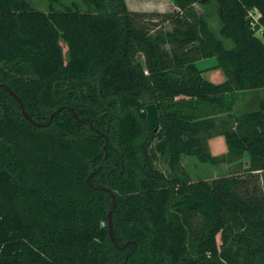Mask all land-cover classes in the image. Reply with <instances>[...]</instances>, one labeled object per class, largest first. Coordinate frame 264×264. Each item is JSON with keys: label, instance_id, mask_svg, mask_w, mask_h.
I'll return each mask as SVG.
<instances>
[{"label": "trees", "instance_id": "obj_1", "mask_svg": "<svg viewBox=\"0 0 264 264\" xmlns=\"http://www.w3.org/2000/svg\"><path fill=\"white\" fill-rule=\"evenodd\" d=\"M172 1L0 0V264H264V99L235 106L237 91L264 89V0H217L232 47L202 0ZM157 18L172 28L154 33ZM208 56L226 80L203 75ZM245 153L244 171L199 180L182 163Z\"/></svg>", "mask_w": 264, "mask_h": 264}, {"label": "rangeland", "instance_id": "obj_2", "mask_svg": "<svg viewBox=\"0 0 264 264\" xmlns=\"http://www.w3.org/2000/svg\"><path fill=\"white\" fill-rule=\"evenodd\" d=\"M40 2L41 0H39V3ZM126 3L128 7L131 9H133L134 7H144L145 10L143 9L141 11H154L160 9H161L160 11H172L175 9V5L172 0H126ZM40 5L43 8H46L47 6L46 4H43V2H41ZM196 6L199 9V11H204V13H206L209 23L211 27L214 29L217 36L221 38L227 46L232 47L234 45L233 40L229 37L224 36L221 33V19L219 15L220 5L218 1L202 0L200 1V3H197ZM252 14L254 16H257L258 11L254 10ZM156 21L158 22L159 25L158 27L157 25L153 26L154 33L159 31L160 29L167 30L172 28V25L169 22L161 24L159 23L161 21L159 20V18H157ZM258 34L262 35L261 31H259ZM167 47H170V45L168 44ZM197 64L200 68L203 69L204 76H206V78L209 79V77L212 76L210 80H213L214 82H222L226 80V74L220 66L216 67L217 70L215 71L214 69H209L210 66L218 64V59L216 56L203 57L197 61ZM235 97H236L235 106L237 107V111L256 108L260 105L261 100L264 99V89L261 88L259 90H251V89L239 90L236 92ZM227 158L228 159L231 158V154L227 155L224 159ZM182 163L184 168L189 171L190 177L194 180H199L203 178H210L212 175H215L217 172L236 173L238 171H244L250 166L251 159L249 154L245 153L241 161L231 163V165L228 168H226L225 164H219L221 167H223V171H221L222 169L219 165L212 164L210 162L201 161L195 155L184 154L182 156ZM156 164L166 173H169L170 166L166 155L159 154L156 159ZM195 220L196 221H194V226L196 228V226L198 227L200 225L199 224L200 218L196 217ZM218 239H219V243H221L220 237Z\"/></svg>", "mask_w": 264, "mask_h": 264}, {"label": "water", "instance_id": "obj_3", "mask_svg": "<svg viewBox=\"0 0 264 264\" xmlns=\"http://www.w3.org/2000/svg\"><path fill=\"white\" fill-rule=\"evenodd\" d=\"M2 83H0L1 85ZM7 88L9 89L10 93L18 100V102L20 103L21 106V112L22 114L28 118L31 122H33L34 124L40 125V126H45L48 123L47 122H39L37 120H35L27 111L21 97L10 87L7 85ZM159 107H160V103L159 102H151V103H147L146 104V111H147V120L149 122V125L154 128L155 130H157L159 128L160 125V116H159ZM54 113L51 114V118L53 116ZM51 120V119H50ZM107 190L111 193L113 199H115V194L113 193L112 189L107 188ZM108 226H109V231H110V236L112 238L113 241L116 240L115 237V233H114V227H113V209H111L108 213ZM129 256V253L126 255V260Z\"/></svg>", "mask_w": 264, "mask_h": 264}, {"label": "crops", "instance_id": "obj_4", "mask_svg": "<svg viewBox=\"0 0 264 264\" xmlns=\"http://www.w3.org/2000/svg\"><path fill=\"white\" fill-rule=\"evenodd\" d=\"M142 8V9H140ZM134 10H143L144 7H134L133 8ZM145 10V9H144ZM161 10V9H160ZM159 10V11H160ZM218 65L215 64L213 66H210L209 69H214L217 70ZM211 72V70H210ZM203 75H204V72H203ZM206 77V76H205ZM211 77H209V79H211ZM213 81V80H212ZM261 88H257V89H251V90H259ZM224 113H220V116H223ZM209 132L206 133V135L208 134ZM208 146H209V149L211 151V153L214 155V156H223L225 154L228 153L229 151V147H228V143L226 141V137L224 134L220 133V132H217V131H214L213 130V133L208 137ZM233 162H239V161H233ZM233 162H227V161H222V162H219L217 165L219 164H225L226 168H228L231 163ZM220 166V165H219ZM221 167V166H220ZM221 171H223V167H221ZM239 172V171H238ZM231 173H225V172H217L215 175H212L211 177H215V176H219V175H230ZM210 177V178H211Z\"/></svg>", "mask_w": 264, "mask_h": 264}, {"label": "built area", "instance_id": "obj_5", "mask_svg": "<svg viewBox=\"0 0 264 264\" xmlns=\"http://www.w3.org/2000/svg\"><path fill=\"white\" fill-rule=\"evenodd\" d=\"M259 14V13H258Z\"/></svg>", "mask_w": 264, "mask_h": 264}]
</instances>
